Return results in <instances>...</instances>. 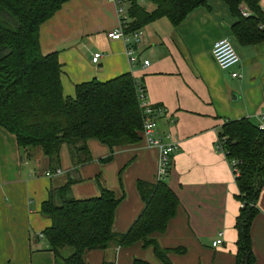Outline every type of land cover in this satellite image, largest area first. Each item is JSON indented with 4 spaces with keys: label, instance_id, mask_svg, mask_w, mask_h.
Wrapping results in <instances>:
<instances>
[{
    "label": "crops",
    "instance_id": "0c3cea01",
    "mask_svg": "<svg viewBox=\"0 0 264 264\" xmlns=\"http://www.w3.org/2000/svg\"><path fill=\"white\" fill-rule=\"evenodd\" d=\"M259 5L264 13V0ZM240 8L250 14L244 5ZM236 22L222 0H207V7L196 8L175 27L166 19L157 20L140 30L143 39L135 49L138 61L133 68L124 44L106 37L117 28L116 7L108 0H69L39 29L42 55L57 53L64 96L73 97L78 84L130 73L142 83L148 103L164 109L165 115L155 118L154 135L174 145L165 182L179 206L166 230L152 238L161 249L171 250V264H235L234 224L240 203L235 199L230 163L215 144L225 122L247 118L257 125V116L264 110V42L236 44L231 31ZM221 38L229 39L240 57L232 70L219 69L211 59L212 45ZM95 53L101 54L97 64L92 62ZM144 60L148 66L142 65ZM232 71L240 77L232 78ZM87 146L92 158L110 155L109 148L95 139ZM68 158V147L63 145L60 172L51 173L47 157L21 154L14 136L0 128V264H54L47 241L39 236L50 226V220L40 214V205L50 189L69 179ZM91 163L78 168L75 176L80 181L72 185V196H98V177L117 196L123 193L113 232L125 233L144 206L136 182H156L157 150L141 138L113 148L111 160L103 162L106 167L94 165L92 174L85 168ZM123 166L126 169L117 183L113 173ZM257 208L250 236L254 264H264V189ZM218 233L221 243L212 247ZM133 246V254L127 247L113 245L91 250L85 260L88 264H132L134 259L162 264L151 247L144 248L141 242ZM179 249L181 253L173 251Z\"/></svg>",
    "mask_w": 264,
    "mask_h": 264
},
{
    "label": "trees",
    "instance_id": "16d2710c",
    "mask_svg": "<svg viewBox=\"0 0 264 264\" xmlns=\"http://www.w3.org/2000/svg\"><path fill=\"white\" fill-rule=\"evenodd\" d=\"M69 0H0V128L13 135L21 154L45 156L49 171L60 168V149L69 150L72 171L67 182L50 189L40 214L50 220L41 233L53 254L54 264H88V251L108 246L129 247L141 242L151 247L162 264H171L168 253L152 235L163 233L176 216L179 200L165 180H138L136 190L143 209L130 228L113 232L117 196L96 178L99 195L75 199L71 187L80 180L78 168L92 162L87 142L95 139L110 150L141 140L142 111L137 81L130 73L100 82L93 79L75 86L73 97L63 95L57 53L42 55L40 26ZM129 27L134 32L166 19L173 27L207 0H127ZM237 22L232 36L240 46L264 42V13L259 0H222ZM148 5V6H147ZM249 11L243 17L240 7ZM228 161L238 160L235 199L240 203L235 219V264H254L250 229L258 214L257 202L264 189V131L249 119L225 122L217 135ZM70 249L68 255L65 250ZM179 253L182 250H173ZM103 264H114L104 262ZM132 264H149L134 259Z\"/></svg>",
    "mask_w": 264,
    "mask_h": 264
},
{
    "label": "built area",
    "instance_id": "2783aa9c",
    "mask_svg": "<svg viewBox=\"0 0 264 264\" xmlns=\"http://www.w3.org/2000/svg\"><path fill=\"white\" fill-rule=\"evenodd\" d=\"M116 7V17H117V28L106 33V37L112 41H121L125 46V54L128 63L131 68H133L138 58L135 55V49L137 45L142 41L143 34L140 30L134 32H126L129 27V17H128V1L127 0H108ZM240 13L243 17H248L250 14L240 8ZM211 59L221 70H232L240 64V57L232 44V42L227 38H221L214 42L210 51ZM101 57L100 53H95L92 56V62L97 64ZM149 62L144 60L142 62L143 66H148ZM232 78H239L237 72L232 71L230 73ZM137 98L139 101V107L142 111V130L141 138L147 143L149 147L155 148L157 150V170H156V180H165L170 171L172 165V152L174 151V145L170 143H165L162 137L154 135L156 129L155 118L160 115H165L164 109L160 106H153L146 100V93L142 83L137 81ZM259 123L257 127L259 130L264 131V110L257 116ZM223 139H217L215 144L216 151L223 153L221 149V144ZM230 169L233 175L238 174L237 166L240 164L238 160L229 161ZM60 171L57 170L58 174ZM50 174V173H49ZM47 173L46 176H49ZM221 233H218L217 238L212 242V247H217L221 243ZM41 238L43 236L39 235Z\"/></svg>",
    "mask_w": 264,
    "mask_h": 264
},
{
    "label": "rangeland",
    "instance_id": "374dc122",
    "mask_svg": "<svg viewBox=\"0 0 264 264\" xmlns=\"http://www.w3.org/2000/svg\"><path fill=\"white\" fill-rule=\"evenodd\" d=\"M148 6V5H147ZM234 45V44H233ZM237 47V46H236ZM236 49V48H235ZM104 158H106L105 156L104 157H96V158H92V163L91 164H89V165H86L85 166V168H87V171L90 173V174H92L93 173V166L94 165H102L103 167H106V165H104V163L102 162V159H104ZM68 165H69V167L71 166V160L68 158ZM61 167H62V170H64L65 168H64V163L63 164H61ZM110 167V166H109ZM125 169L126 168H124V166L123 167H121L119 170H116L114 173H113V175H114V178L116 179V181H117V183H119V182H121V178H122V175H123V173H124V171H125ZM121 171V172H120ZM120 172V173H119ZM134 245V244H133ZM133 245H131V246H129V247H127V248H125V250H128V251H132V254H133V252H134V250H133ZM141 251H143V252H148V253H151L152 254V252H151V250H145V249H140ZM71 252V250L70 249H66L65 250V253H64V255L66 256V255H68L69 253ZM153 255V254H152ZM134 258H136V257H134Z\"/></svg>",
    "mask_w": 264,
    "mask_h": 264
}]
</instances>
